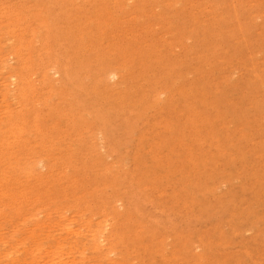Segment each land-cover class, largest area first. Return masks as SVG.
Listing matches in <instances>:
<instances>
[{"label":"rangeland","instance_id":"374dc122","mask_svg":"<svg viewBox=\"0 0 264 264\" xmlns=\"http://www.w3.org/2000/svg\"><path fill=\"white\" fill-rule=\"evenodd\" d=\"M0 264H264V0H0Z\"/></svg>","mask_w":264,"mask_h":264}]
</instances>
